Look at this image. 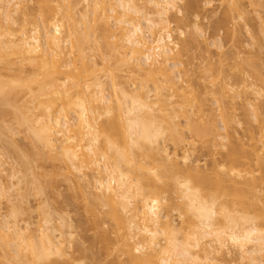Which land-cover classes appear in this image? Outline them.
I'll list each match as a JSON object with an SVG mask.
<instances>
[{
    "label": "bare ground",
    "instance_id": "6f19581e",
    "mask_svg": "<svg viewBox=\"0 0 264 264\" xmlns=\"http://www.w3.org/2000/svg\"><path fill=\"white\" fill-rule=\"evenodd\" d=\"M25 2L0 0V146L14 153L8 162L0 151L2 259L89 264L101 244L116 264H264V101L255 108L250 99L264 97V71L221 41L223 59L208 66L223 77L217 90L199 84L207 69L196 83L180 70L192 36L180 47L172 12L177 26L198 29L183 0H29L30 10ZM229 2L221 26L245 16L240 0ZM239 98L249 111L241 132ZM21 133L25 150L14 140ZM198 142L211 147L210 165L192 160ZM59 178L83 181L89 244L77 245L66 215L57 222L49 211ZM32 197L39 220L20 225L19 215L34 213ZM70 242L82 258L67 253Z\"/></svg>",
    "mask_w": 264,
    "mask_h": 264
},
{
    "label": "rangeland",
    "instance_id": "374dc122",
    "mask_svg": "<svg viewBox=\"0 0 264 264\" xmlns=\"http://www.w3.org/2000/svg\"><path fill=\"white\" fill-rule=\"evenodd\" d=\"M229 1H231V0H183L182 3H179L182 6L181 7L179 5L181 7V9L182 10L184 9L183 14H186L185 17H187L189 19V22H191L190 20H192L194 25H195V23H197L198 29H194L195 27H192V25H188V28L185 27L186 25L183 26L184 24L183 25L180 24L181 26H177L180 23L179 19L181 17H180V15H177L175 12H172V14H171V19H172V21L174 20L171 27L174 29V36H175V39H177L176 42L179 43L180 47H181L184 39L187 40L191 36L193 37V38L191 37L192 40L190 39L192 41L191 46H193V47L192 48L190 47L191 50L187 53V55L182 56V61L185 62V65L183 67H178V68H180V70H182V69L192 70V72H193L192 78L196 79V80H193L195 83L198 82L200 76H202L204 74L206 75L205 72L203 73V71H205L204 69H207L206 72L209 71L208 73H211V71H213L212 67H211L212 68L211 71L209 70L208 66H210L209 65L210 63L211 64L216 63L215 64V68H216V66H218L217 65L218 62L221 59H223V57L221 55L222 54L221 50L218 49V47L214 46V43L216 45V43H218V41H219V43L221 41V44H223V46H224L223 51L230 52L233 49L234 50L236 49V51L238 49V51L240 50L243 53L242 55L244 57L245 56L248 57V60H253V62L249 61L250 63H252L253 66L256 65V67H260L261 70L264 71V0H262V1L261 0H258V1L255 0V1H257V3L260 2V4H258V5L255 4L256 6L254 5L253 2H252L253 4H251L250 0H240L239 4L241 5V8L245 11L244 12L245 16L243 18H240V19L236 16L237 17V19H235L236 21H234V22L231 21L232 23L229 22L230 24H228V26H221L219 22H221L223 20L222 19L224 17L223 12H225V10L231 8V6H232L231 4H229L230 3ZM25 3L27 4V7L29 8V10L31 8L33 9L35 6L34 2H29V0H27V2H25ZM207 4H209V5H207ZM83 10H84V4L78 5L76 7L75 11H76L78 17H80ZM187 23H188V21H187ZM188 24H190V23H188ZM219 25L221 27H219ZM222 27H225V28H222ZM177 28H180L184 32L183 36L179 33L180 29H177ZM194 39H195V41L193 42ZM191 41H190V43H191ZM260 47H261V49H260ZM258 52H260V53L258 54ZM258 55H261L262 58H261V56L258 57ZM225 69L227 70V68H225ZM216 70H217V68H216ZM218 74H219V71H218V73L216 71L211 73V76L213 75L212 76V80H213L212 83L210 82L211 76L209 77L208 76L209 74H207L206 78H208V79L205 81L204 80L205 76H204V78L202 77V79L204 81H200V80H202V79H200L199 84L201 83L200 85H203V87L206 86V87H204L206 89L209 87L208 88L209 90L210 89L211 90L212 89L217 90V88L220 86L222 79H223V77H216L215 78V76H218ZM228 75L229 74H227V76ZM227 76H226V80L227 79L232 80L231 78H228L229 76L228 77ZM230 77H232V75H230ZM185 80H186V77L182 74V80L180 81V84H183L184 86H186V84L184 83ZM213 83H215V85H212ZM206 89H204V91ZM250 92H251V90H249V94H250ZM217 97H219L218 92H217ZM251 98H253V100L255 102V108L257 106L260 107L261 105H257V104H261L264 101L263 100L264 97H261V96L255 98V96L251 95L250 99ZM212 99H210L211 104L215 103V100H216L215 98L213 100ZM255 99H257V100H255ZM212 101H213V103H212ZM243 105H244V100L239 98L237 100V104L235 105V109H234V111L236 113L235 116H236L237 120H239V122L241 121V123H242L240 126L237 124H234V127H235L234 129L235 130L237 129L239 132H241L242 128L244 127V124L247 123L245 121L246 120L245 113L247 111L245 112V110H248V109L247 108L245 109V107H243ZM212 107L214 109H216L217 105L214 104ZM229 107H230L229 104L227 102H224V108L226 110L230 111ZM248 112L246 114L247 116H248ZM9 118L11 119V117H9ZM236 118H235V122L237 123ZM249 118L252 119L251 117H249ZM9 122H7L6 127H7V125H9ZM4 123H6V121ZM10 123L12 125V121ZM219 125L221 126L220 120H219ZM24 135H25L24 133H21V134L14 136V140H16V142H18L17 145L20 147L21 150H25L29 146V145L27 146V144H29V142L24 138ZM2 146H3V144H2ZM0 149H1V146H0ZM0 151H2V153H3V147ZM7 151L8 150L4 149V153ZM9 151L7 152L8 154H9ZM223 151H225V149L219 150L220 153L217 154L216 157L220 158L221 153ZM20 152H24V151H20ZM192 153H193L192 160H196L197 162H199V164L210 165L212 163V160H213L212 149L209 146V144L198 142L196 144V146L192 149ZM11 154H12V152H11ZM18 154H19V152H18ZM18 154H16V157L19 159ZM5 155H6V153H5ZM8 156L6 157V159H9L8 162H12L11 155H10V158ZM17 158H16V160L18 161ZM16 160L13 159V165L16 164V163H14V161L17 162ZM19 161H20V159H19ZM17 164H19V163H17ZM50 165L46 164L45 170L47 169V171L48 170L50 171V169H51ZM15 166L16 165L13 166L14 169H12V170H15ZM9 169L10 168H8V170ZM16 169H17L16 171H13V174H14V172L17 173V171L19 170L17 168V166H16ZM12 170L10 169V171H12ZM9 173H11V172L8 171V174ZM16 173H15V175H16ZM255 174L257 176H260L261 173H260L259 169L257 170V172H255ZM5 175H6V173H5ZM17 175H18V173H17ZM4 177L5 176H3L2 178H4ZM16 178H18V177H16ZM14 180H15V182L17 181V179H15V178H14ZM56 182H57V185L55 184V186H56V188H58V189H56V194L55 193L51 194L52 192L51 193L49 192L50 196H48V198H51V200L49 199L48 200L49 202H47V203L51 202L52 204L51 203L50 204L53 208L51 206L47 205V203H46L47 208L49 206V208H50L49 211H51V209L53 210L52 216H54V219H56L57 222H60V216L61 215H66L67 221L69 222V224H71L73 226L72 229H73V233H75L74 236H76V238H79V239H76L75 237H73L77 241L79 240L77 242V245L79 244L81 246V244L79 243L80 240H81V242H85V244H86V242H87V244L91 243L92 242L91 239H93V235H94L93 234L94 230L92 229L93 226L91 225V222H89L91 216H89V214L86 212V209H85L86 200H84L82 192H81L80 185H82L81 183H83V181L73 178V179H71V182H66V181H63L62 178H59L56 180ZM13 183H14V181H13ZM49 193L47 195H49ZM47 195H46V198H47ZM261 197H262V201L260 200L259 209H260V212H262L264 214V190L261 193ZM32 198L33 199H30L31 200L30 206L32 207L31 213H32V211H34V213L29 214L28 212H25L26 214L24 213V216H22V217L19 215L20 219L19 218L18 219H19V221H21L20 225L24 224L25 222H36L37 220H39L38 218H39L40 212H38V211H40V210L37 209V206H38V201L40 199H36V201L38 200L36 202L34 199L35 197H32ZM10 206L11 205H9V207ZM2 207L5 209L6 204H3ZM35 209H37V210H35ZM47 211H48V209H47ZM64 218H65V216H64ZM91 226H92V228H91ZM107 229H108V226L104 225L103 230H107ZM90 237H91V239H90ZM75 239H72V240L76 241ZM72 240L69 239V241H71V242H72ZM71 242H70V245L68 244L69 248L67 247L68 248L67 253L72 257L75 256L79 259L82 258L84 256V253L81 252V253H83V255L82 254L80 255L77 252V251L81 250V249H78L80 247L79 246L75 247V244H73ZM94 251L95 252H93V254L95 255L96 258H94V256L92 257L91 254H89V255L86 254L87 258H88V259H86L87 263H89V264H98V263L99 264H116L117 261H115L114 255L109 257L106 254L107 250L103 247V245L97 244ZM79 256H81V257H79ZM91 259H93V260H91ZM232 263L233 262H232L231 257H226V258H224V260L220 261V264H232ZM0 264H7V262H5L4 259H2L1 255H0Z\"/></svg>",
    "mask_w": 264,
    "mask_h": 264
}]
</instances>
